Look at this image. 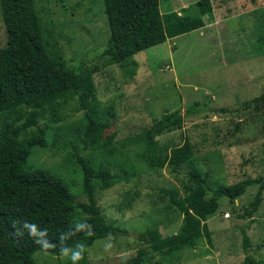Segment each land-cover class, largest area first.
Returning a JSON list of instances; mask_svg holds the SVG:
<instances>
[{
  "label": "rangeland",
  "instance_id": "obj_1",
  "mask_svg": "<svg viewBox=\"0 0 264 264\" xmlns=\"http://www.w3.org/2000/svg\"><path fill=\"white\" fill-rule=\"evenodd\" d=\"M198 1L161 0L159 9L163 15L178 12L195 17ZM211 1V23L201 18L202 27L188 28L184 35L136 54L125 66H109L99 56L110 37L102 0H35L43 22L54 29L67 63L75 67L86 61L87 67H98L94 81L99 108L113 113L102 147L94 151L83 148L69 132L72 125L80 124L83 112L66 108L62 123H41L49 128L51 142L52 129H61L55 148H35L28 161L63 178L78 202L87 198L74 153L98 159L111 170L116 184L109 189L95 184L97 204L108 221L129 233L113 239L110 252L104 251L105 239L96 241L87 249L88 264L133 259L149 246L140 241L142 233L154 231L161 239L179 232L182 216L166 207L168 199L162 190H176L184 197L191 184L188 167L178 172L168 165L152 169L143 155L145 146L130 142L168 113L180 111L184 128L158 137V146L188 142L194 166L208 175L211 186L264 179V44L257 41L264 30L263 26L257 30L251 15L264 6V0ZM6 45L0 10V49ZM195 103L199 104L197 112L186 114ZM68 141L72 144L65 145ZM259 187L260 183L250 186L234 203L221 199L219 209L207 221L211 241L202 238L195 249L181 252L177 264H242L247 256L244 233L250 239V255L256 264H264V192L253 219L239 218L244 208H250ZM34 260L36 264H64L70 259L37 251ZM150 264H157L156 259Z\"/></svg>",
  "mask_w": 264,
  "mask_h": 264
},
{
  "label": "trees",
  "instance_id": "obj_2",
  "mask_svg": "<svg viewBox=\"0 0 264 264\" xmlns=\"http://www.w3.org/2000/svg\"><path fill=\"white\" fill-rule=\"evenodd\" d=\"M160 1L102 0L110 30L109 40L99 54L106 58L104 65L125 66L136 54L184 35L189 29L202 27L201 18L209 23L214 19L211 0L196 3L195 17L178 12L163 15ZM0 10L7 34V45L0 49V264H36L34 254L42 251L18 221L26 220L47 229V238L57 244L48 253L55 256H60L58 237L74 229L78 221L91 224L93 234L76 232L64 242L68 247L80 242L88 249L109 234L113 239L127 235L128 231L108 221L97 204L95 184H100L102 189L116 184L104 163L74 153L83 171L82 191L87 198V202H78L63 178L28 162L33 149L55 148L61 129H52L55 136L51 142L49 128L41 123H62V111L70 106L74 113L83 112V118L69 132L83 148L101 149L113 113L108 109L103 113L99 108L94 81L98 67H87L86 61L75 67L67 63L57 47L54 29L43 22L35 0H0ZM251 15L257 30L262 26L264 30V6L253 10ZM257 41L264 44V36L259 35ZM259 101L260 98L256 103ZM198 106V103L190 106L186 114L196 113ZM183 128L184 117L175 111L146 127L139 136L131 137V144L145 146L143 155L150 168L162 169L168 165L178 172L187 166L191 184L186 187L184 197L176 190H162L168 199L166 207L182 216L179 232L161 239L154 231L142 233L139 239L148 248L121 264H150L152 259L157 264H177L181 252L195 249L202 238L211 241L207 221L219 209L221 199L234 203L250 186L260 183L250 208H244L239 218L253 219L262 204L263 177L213 187L208 175L194 166L188 142L182 146H158V137ZM152 150L155 156H151ZM249 242L244 233L247 256L242 264H256L249 253ZM79 264H88L87 251Z\"/></svg>",
  "mask_w": 264,
  "mask_h": 264
},
{
  "label": "clouds",
  "instance_id": "obj_3",
  "mask_svg": "<svg viewBox=\"0 0 264 264\" xmlns=\"http://www.w3.org/2000/svg\"><path fill=\"white\" fill-rule=\"evenodd\" d=\"M23 230H26L28 235L34 239V242L41 247V250L48 254L49 249H54L57 247V244L52 243L48 237L47 229H41L37 224L31 223L28 221H18ZM76 232H84L86 235H92V225L86 222L78 221L75 224L74 229H70L67 232L61 233L58 237L59 241V255L63 258H68L72 261V264H79L84 258V253L87 251L86 246L83 243L77 242L73 247H68L65 245V241L69 239ZM113 238L109 234L104 241V251L110 252L114 247Z\"/></svg>",
  "mask_w": 264,
  "mask_h": 264
}]
</instances>
